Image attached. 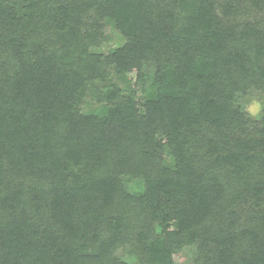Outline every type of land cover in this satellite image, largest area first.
<instances>
[{"label":"trees","instance_id":"obj_1","mask_svg":"<svg viewBox=\"0 0 264 264\" xmlns=\"http://www.w3.org/2000/svg\"><path fill=\"white\" fill-rule=\"evenodd\" d=\"M254 94L264 0H0V264H264Z\"/></svg>","mask_w":264,"mask_h":264},{"label":"rangeland","instance_id":"obj_2","mask_svg":"<svg viewBox=\"0 0 264 264\" xmlns=\"http://www.w3.org/2000/svg\"><path fill=\"white\" fill-rule=\"evenodd\" d=\"M105 34L107 36V41L103 48L101 49L102 53H107L110 49L119 46L122 44V38L117 35L116 32L110 27L107 26L105 29ZM264 97H262L259 94L251 95L250 98L245 100L242 104L244 108L252 115L256 116L260 113L261 108V102H263ZM126 185L128 187V190L131 192L139 191V187L137 184L134 183V181H127ZM194 252L193 251H186L185 252V262L183 264H191L192 259L194 258Z\"/></svg>","mask_w":264,"mask_h":264}]
</instances>
